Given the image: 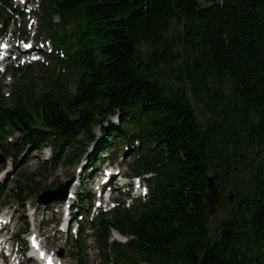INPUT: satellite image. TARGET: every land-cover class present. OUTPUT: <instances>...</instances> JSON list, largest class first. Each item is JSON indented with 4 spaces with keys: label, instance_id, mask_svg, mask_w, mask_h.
<instances>
[{
    "label": "trees",
    "instance_id": "16d2710c",
    "mask_svg": "<svg viewBox=\"0 0 264 264\" xmlns=\"http://www.w3.org/2000/svg\"><path fill=\"white\" fill-rule=\"evenodd\" d=\"M37 3L54 51L39 76L15 67L8 95L0 88V154L12 164L0 198L22 204L44 189L35 177L78 160L98 128L90 163L124 144L131 172L148 175L145 201L88 223L101 264H264V0ZM45 146L49 159L27 174L24 158ZM208 176L223 210L211 227ZM82 227L69 251L79 264ZM111 228L127 242H108Z\"/></svg>",
    "mask_w": 264,
    "mask_h": 264
},
{
    "label": "rangeland",
    "instance_id": "374dc122",
    "mask_svg": "<svg viewBox=\"0 0 264 264\" xmlns=\"http://www.w3.org/2000/svg\"><path fill=\"white\" fill-rule=\"evenodd\" d=\"M10 1L13 2V0H5L4 3L0 1V6L2 7V10L5 11L7 14V19L2 20L0 22V33L2 35H5V37H8L10 40L11 50L12 53L10 54V68L8 71L10 73H14L13 66L19 65H25L30 63V66L32 67V75L39 76L40 73V64L43 63L47 65L48 60L46 59V56H43V54H34L35 60H31L30 56H27L24 52H20V49L18 50L16 44L19 42L20 38L24 42H32L38 45L37 47L40 48L41 52L42 50L52 49L51 44L47 40V34L45 31L42 30L41 24H40V15L41 11L38 9L35 0H15L16 2L13 3L15 6L21 7V11L23 12V15L21 13H15L10 10V8L6 7L5 2ZM9 2H7L8 4ZM14 6L12 5V8ZM12 18V19H11ZM26 36L22 38L21 35ZM44 46V49H43ZM18 50L19 52H17ZM34 61V62H33ZM6 74L0 73V88L4 86V94H8V89L16 83L18 77L17 75L14 76L12 74ZM68 88H72L71 84L67 81ZM42 85V83L40 84ZM109 120L115 121V116L106 117L104 120V125H109ZM99 129H96V141L93 145L90 146V150L95 146L98 139ZM18 134H8L6 137V140L11 142L14 145V148H17L20 143L18 139ZM135 144V143H134ZM123 146V145H122ZM122 146L120 148H122ZM48 147H46L44 150H34L32 149L27 155H29L26 159L24 164L23 170L27 174H33L38 171L40 164L42 163V159L47 158L48 156ZM121 153L119 154V156ZM0 160L1 164L6 165L7 171L11 170V163L8 158H5L0 154ZM102 160V159H101ZM18 161H20V158H18ZM126 161V159H125ZM119 162L117 160L114 163L116 164ZM109 162H106L104 165L108 164ZM122 172H124L126 175H130V169L126 165H120ZM76 165H72V162H66L57 169H48L47 172L44 175H38L35 177L34 182L39 183V187H46V186H52L57 185L58 183H65L67 180L71 179L72 177L77 175ZM4 173H0V181L4 178ZM4 181V180H3ZM14 179L8 183V185L11 187L13 186ZM87 185V184H86ZM42 189L38 191L40 193ZM38 193H35L31 195V197L26 201L23 205L19 204L18 202L14 201L13 198L4 197L0 199V213H6L8 217L11 219L10 224L7 225L8 232L5 233V236H9V239L13 240V237L16 235V233H19L22 229L25 228L24 221L28 223V234L26 236L31 235L30 231H32L33 228L37 231L39 234V241L43 243V248L51 252L53 257L57 259L58 261L62 262V264H78L75 259H73L70 254V238L68 236H65L64 233L60 232L58 227L54 226L51 222H56L61 220V213H63V209H60V203L54 202L52 204H49L48 206H43L42 204H37L36 195ZM147 198V195L144 197H141V200H145ZM26 205L30 206V209L28 212H26ZM32 211H34V214H31ZM27 214L29 216H27ZM30 214L32 216H30ZM12 215V217H11ZM223 215V210L220 207L216 208V211L212 213L209 216L210 223L209 227H211L214 219L217 217H221ZM91 217V214L85 215V217L81 218L82 221H85ZM76 218L79 220V216H76ZM29 222H33L32 226ZM84 224V223H83ZM73 232V230H72ZM91 232L88 234L90 235ZM25 236H22V240L25 241ZM27 238V237H26ZM15 240H13L14 242ZM16 242V241H15ZM1 249V247H0ZM10 252L8 249L4 252ZM62 251L61 255H58V252ZM1 252V254H5L6 252ZM12 253L15 255V258H20L22 261H25L27 259V254H23V251L21 249V246L17 243L13 244ZM85 260L86 264H100L99 259V253H97L96 249L94 248V241L92 237L88 236V239L85 243ZM10 255H6V264H12L14 263V260L12 261L10 258ZM9 258V259H8ZM1 260V258H0ZM32 260V259H31Z\"/></svg>",
    "mask_w": 264,
    "mask_h": 264
},
{
    "label": "water",
    "instance_id": "95a60500",
    "mask_svg": "<svg viewBox=\"0 0 264 264\" xmlns=\"http://www.w3.org/2000/svg\"><path fill=\"white\" fill-rule=\"evenodd\" d=\"M72 182V179L67 180L65 183H59L55 188H49L43 190L37 196V202L39 204H48L53 201H62L66 198L68 188ZM218 185L213 182L211 176L207 177V194L204 200V207L207 209L208 214H212L216 211V208L220 207L219 204Z\"/></svg>",
    "mask_w": 264,
    "mask_h": 264
},
{
    "label": "bare ground",
    "instance_id": "6f19581e",
    "mask_svg": "<svg viewBox=\"0 0 264 264\" xmlns=\"http://www.w3.org/2000/svg\"><path fill=\"white\" fill-rule=\"evenodd\" d=\"M8 39V38H7ZM32 49V48H31ZM11 50V48H10ZM25 50V49H24ZM22 52H25V51H22ZM6 53L8 54L9 53V50L6 51ZM10 58V57H9ZM102 152H100L99 154H101ZM29 261H31L33 263V261L29 258ZM40 262L44 263L45 264V261L44 259H40Z\"/></svg>",
    "mask_w": 264,
    "mask_h": 264
}]
</instances>
